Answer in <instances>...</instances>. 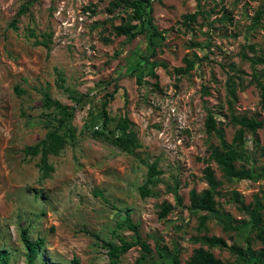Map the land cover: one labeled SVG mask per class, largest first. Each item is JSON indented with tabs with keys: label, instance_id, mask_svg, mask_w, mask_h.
Segmentation results:
<instances>
[{
	"label": "rangeland",
	"instance_id": "1",
	"mask_svg": "<svg viewBox=\"0 0 264 264\" xmlns=\"http://www.w3.org/2000/svg\"><path fill=\"white\" fill-rule=\"evenodd\" d=\"M110 1L0 0V250L10 252L9 264H28L24 228L31 240L45 238L34 264L75 258L111 264L107 243L122 239L140 238L151 252L136 244L117 264H173L176 253L180 264H190L197 248H210L206 236L264 248L243 206L264 203V175L224 177L209 158V144L219 139L205 127L210 109L229 142L236 144L242 130L244 163L261 170L264 104L255 75L264 82V62L254 59H264V10L255 17L264 0H152L154 23L164 33L154 43L147 32L116 36L111 23L119 24L129 10L110 12ZM195 12L196 20L185 23ZM186 58L194 67L177 75L174 68L185 66ZM44 93L74 110L75 137L50 156L49 177L38 166L40 155L25 152L59 125V111L45 106ZM243 114L262 127L253 133L234 121ZM125 117L140 143L133 152L113 142L123 134ZM152 164L158 172L149 181ZM208 164L222 182L213 212L190 207L191 190L208 187ZM164 201L173 209L160 218ZM202 215H208L203 226ZM210 249L224 261L245 264L236 249ZM246 264L256 263L248 258Z\"/></svg>",
	"mask_w": 264,
	"mask_h": 264
},
{
	"label": "trees",
	"instance_id": "2",
	"mask_svg": "<svg viewBox=\"0 0 264 264\" xmlns=\"http://www.w3.org/2000/svg\"><path fill=\"white\" fill-rule=\"evenodd\" d=\"M152 0H111L108 4V10L110 12H115L120 7H123L126 11L129 10L128 14L122 17L121 22L119 24L111 23L112 32L116 36L122 35H131L132 37L137 36L141 33H150V42L154 43L156 37H162L164 33L158 29L156 24L154 23V17L152 15ZM25 7L18 12L20 15L24 11ZM264 10V5H262L261 9L257 11L255 17L258 19L261 16V13ZM226 16V15H225ZM197 12L189 13L185 15V23L189 24L196 20ZM16 19L13 21V25L15 26ZM103 40L106 42L111 41L110 35L102 34ZM38 44H42L47 46L46 41H39ZM250 48L254 50V45H249ZM254 60L257 62L263 61L261 57H257ZM186 65L179 66L174 68V72L177 75H182L188 73L194 67V60L191 58H186ZM256 62V61H254ZM154 65L161 64L163 66H167L165 62H153ZM256 82L261 89L262 102L264 104V82H262L258 75H255ZM180 78V77H178ZM141 82V79H139ZM158 84L156 83V86ZM230 85L231 93L235 94V88ZM118 88V87H117ZM17 91L21 92L22 90L17 87ZM205 92H208L205 88ZM113 96V94H112ZM44 104L47 107H55L60 114V118L58 119L59 125L54 129L49 130L45 137L42 138L39 142L33 145H28L25 148V152L31 156L40 155V161L38 166L40 167L43 176L49 177L53 172V165L50 162V156L57 155L60 151L65 147L68 141L75 137V128L70 123V120L74 114V110H72L68 105L63 104L58 99H53L47 93H44ZM109 100H106L103 106V114L105 117V122L109 121L108 111L106 109V105ZM234 121L240 123L244 127L256 132L257 128L262 127V122L253 118L248 117L247 115H234ZM121 129L123 134L115 139L113 142L118 147L133 152L136 148L140 147V143L137 141L134 133L128 132L129 122L128 118L125 117L120 122ZM205 127L209 134L214 133L218 139V144L210 143L208 150L210 152L209 158L214 160L219 169L221 170L224 177L228 179L233 178H247V179H256L260 176L264 175V164L261 167L259 172H256L253 167H247L246 163L249 160V155L247 150L242 147V137L243 133L240 130L237 133L236 144L233 142H229L226 138L225 129L222 124L218 122L214 113L209 109L208 114L205 120ZM103 134V132L99 133ZM241 144V145H240ZM261 154L264 157V148L261 149ZM240 161V164H238ZM157 168L155 164L150 165L149 167V178L151 181L152 176L156 174ZM204 178L208 183V187L198 191L196 189H192L190 192V207L195 210H204L213 212L216 209L217 205V188L221 185V180L218 178L216 174V170L212 167L211 164H208L204 169ZM141 191L143 194H148L149 191L145 186L141 187ZM236 197L240 199V195L236 192ZM244 208L247 212L250 213L251 218L253 220V228L257 230V235L264 242V203L260 200H257L254 206L245 205L243 203ZM159 217L165 218L168 213L173 209V205L164 201L159 204ZM208 215L201 216V225L205 224ZM126 222L129 226L138 232V227L135 223H133L130 217L126 218ZM21 237L26 247V255L28 259V264H34L38 255L41 252L42 247L45 244V238L42 236H38L35 240H31L28 235L27 228L21 230ZM204 242L210 248L214 246L227 247L230 249H236L239 257L246 264L248 258L254 259V263L256 264H264V248L259 250H254L250 246L247 248L235 247L233 245H228L227 241L220 236H206L204 237ZM140 244L146 253H150L151 249L145 241H142L138 238L136 241H129L122 239L121 244L117 245L111 242L107 243L109 247V256L111 258V264H117V259L124 253H126L130 248L134 245ZM210 248L200 247L197 248L194 254L191 256L189 261L190 264H233L230 261H224L222 258L217 257L214 252ZM10 252L7 249L0 250V264H9L10 262ZM71 264H79L78 259H73ZM173 264H180V259L178 254L176 253L173 257Z\"/></svg>",
	"mask_w": 264,
	"mask_h": 264
}]
</instances>
